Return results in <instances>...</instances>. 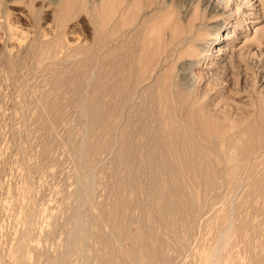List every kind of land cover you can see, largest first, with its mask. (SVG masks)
<instances>
[{
  "label": "rangeland",
  "instance_id": "374dc122",
  "mask_svg": "<svg viewBox=\"0 0 264 264\" xmlns=\"http://www.w3.org/2000/svg\"><path fill=\"white\" fill-rule=\"evenodd\" d=\"M128 1L9 0L5 3V0H0V264H15L16 246L25 235H28L29 242V264H52L50 258L64 242L70 208L77 205L75 146L84 144L87 149L99 150L92 158L94 191L91 203L81 206L87 223L90 216L97 212L98 205L111 208V193L107 184L117 172L112 164V153L103 147L109 127L104 124L96 129H87L86 115L80 104H85L93 92H97L94 88L100 85L98 81L108 80H105V91L101 90L106 95L107 85H112L113 80L121 75H129L135 64L139 68L148 56L147 48L143 50L138 45L134 54L138 63L136 59L125 67V56H116L117 60L119 58L116 61L115 55L106 54L114 48L110 40L115 37L117 19L124 18L123 31L133 27L135 22H138V30L155 22L158 27L162 14L157 6L173 3V0H136L132 9L127 5ZM240 2L245 4L241 9H250V14L243 15L240 11L235 14L237 5L231 3L233 14L228 18L220 14L213 23L228 22V31L225 32L232 36L220 40L217 46L228 50L224 62L221 61L223 64H219L225 70L221 68L219 75H223V80L228 79L226 83L234 88L221 96L214 95L213 86L207 81L204 86L212 95L210 107L217 109L214 115H218L219 122L214 123L218 126L227 124L234 130L244 129L246 133L252 131L247 133V143L251 134L255 133L256 138L264 136V81H260L264 77V0ZM105 3L110 6L101 9ZM224 12L228 14L227 10ZM246 17L253 22L242 24L241 20ZM102 30L112 33L105 35L110 39L107 46L101 41L104 37ZM214 33L217 32L214 31L209 40L214 39ZM215 51L212 48V52ZM9 63L15 65L13 71L9 69ZM201 66L204 72L211 67L208 60ZM119 69L124 70L120 72ZM209 85L212 87L209 88ZM44 97L48 110L45 109ZM118 124L120 130L122 122ZM113 130L119 131L117 128ZM211 155L220 162L222 152L213 151ZM261 161L257 159L255 166L248 163L243 173L238 172L231 180L226 178L228 170L224 171L222 179L218 177L210 195L201 202L205 204L195 218L193 230L185 235L186 245L176 264H211V253L216 248L220 230L241 223L247 229L250 226L254 228H243V232L242 228L238 232L229 230L231 234L226 236V242H229L226 247L229 249L225 247L217 263L264 264V213H254L251 206H262L263 201L261 197L252 201L247 196L248 178L253 180L262 174ZM201 189L197 187L198 192ZM231 212H234L233 215ZM157 230L158 237L168 239L161 228ZM130 231L136 233L135 229ZM89 245L90 248L97 247L92 239H89ZM143 259L141 264L147 261ZM76 264L83 262L80 260Z\"/></svg>",
  "mask_w": 264,
  "mask_h": 264
},
{
  "label": "bare ground",
  "instance_id": "6f19581e",
  "mask_svg": "<svg viewBox=\"0 0 264 264\" xmlns=\"http://www.w3.org/2000/svg\"><path fill=\"white\" fill-rule=\"evenodd\" d=\"M7 1L9 0H5V3ZM172 2L157 6L162 14L158 27L155 22L152 26L138 30V22H135L133 27L123 31L125 20L120 17L117 19L113 39L105 36L112 34L111 31L102 30L104 37L101 41L106 42L103 45L107 46V41L110 40L112 47L114 46L113 52L106 54L115 55V58L125 56V67L126 64H133L136 59L138 63V58H134L137 56L134 54L138 45H141L143 50L147 48L148 56L139 68L135 64V67H131L129 75H121L113 80L112 85H107L106 95H103L101 90L105 91L107 79H104V82L98 81L100 85L94 88L97 92H93L85 104H80L86 115L84 121L87 129L92 130L104 124L109 127L103 147L112 153V164L117 175L112 176L107 184L111 193V208L98 205L97 212L90 216L87 223L86 213L81 206L90 202L94 191L91 181L92 158L99 150L87 149L84 144L73 148L76 156L77 205L70 208L64 242L50 258L52 264H76L80 260L83 264H141L143 258L147 260L145 264H176L186 245L185 235L193 230L195 218L205 204L204 202L202 205L201 202L210 195L218 177L221 176L222 179V174L228 170L226 178L231 180L238 172L244 171L248 163H254L255 166L257 159L262 160V174L253 177V180L248 178L247 196L252 201L255 197H261L262 206H251L254 213H264V136L256 138L255 133L251 134L249 142L246 143V137L249 135L247 133H253L252 131L246 133L244 129L234 130V127L227 124L218 126L214 123L219 122L218 115H214L217 109L210 107L212 95L210 96L204 86L207 81L213 86L214 95L221 96L231 89V84L225 81L228 79L223 80V75H219L221 68L225 70L219 64L224 62L228 50L217 46L220 40L232 35L225 32L228 22H216L217 24L213 25L215 18L220 14L225 16L223 18L233 14L231 3L237 5L235 14L240 11V14L248 15L250 9H241L245 4L240 0ZM127 5L135 8L136 0L128 1ZM108 6L110 4L105 3L101 9ZM225 10L228 14H225ZM157 17L156 14L155 18ZM241 22L245 25L253 20L246 17ZM214 31L217 32L214 33V39L209 40ZM212 48L216 53L212 52ZM118 60L116 58V61ZM206 60L211 67L204 72L201 63ZM113 65L115 67V64ZM8 66L12 71L15 69L12 63ZM212 67L216 69H211ZM119 70L122 72L124 69ZM116 73L118 74V71ZM263 78L260 81H264ZM42 99L45 100L47 109L45 97ZM120 121L122 126L119 130L117 126ZM114 128L119 131H114ZM223 145L224 149L221 148ZM213 151L222 152L220 162L212 157ZM198 186L202 188L199 192ZM232 213L234 212H231V215ZM246 226L249 227V224ZM131 228L135 229V234L130 233ZM159 228L168 235L167 240L157 236ZM243 228L245 224L241 223L234 226L231 224L220 230L216 248L212 250L213 254L211 253V264L219 263L220 254L229 243L226 242V236L231 234L229 230L238 232L239 229L244 231ZM89 239H92L97 247L90 248ZM28 249V235H25L19 239L16 246L15 264H29Z\"/></svg>",
  "mask_w": 264,
  "mask_h": 264
}]
</instances>
